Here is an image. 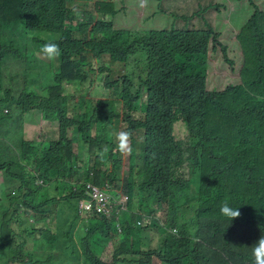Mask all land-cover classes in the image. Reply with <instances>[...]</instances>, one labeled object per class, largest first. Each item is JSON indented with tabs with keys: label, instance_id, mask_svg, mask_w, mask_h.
<instances>
[{
	"label": "trees",
	"instance_id": "1",
	"mask_svg": "<svg viewBox=\"0 0 264 264\" xmlns=\"http://www.w3.org/2000/svg\"><path fill=\"white\" fill-rule=\"evenodd\" d=\"M163 1L168 26L119 30L110 1L100 3L103 21L79 0H0V171L21 194L0 200V264H56L55 252L39 249L46 241L70 253L69 264H254L264 235V3L249 0L254 13L235 30L239 82L207 89L211 51L236 68L213 16L223 5ZM87 14L94 25L79 29ZM49 37L61 48L56 70L36 62ZM36 111L57 128L41 129L40 141L13 132ZM119 129L132 134L128 168ZM87 182L110 184L113 216L88 214L81 239L63 247ZM225 200L241 217L221 214ZM50 213V228H39ZM109 245L112 260L99 259L93 249L103 256Z\"/></svg>",
	"mask_w": 264,
	"mask_h": 264
},
{
	"label": "rangeland",
	"instance_id": "2",
	"mask_svg": "<svg viewBox=\"0 0 264 264\" xmlns=\"http://www.w3.org/2000/svg\"><path fill=\"white\" fill-rule=\"evenodd\" d=\"M84 5V8L91 9L92 11L96 12V16L102 19L103 21L105 19H108V17H105L100 12V3L102 1L108 2L110 1L112 4L115 5V8L117 10H121L116 14V17H114V27L119 28V30H129V29H143V28H163L164 26L169 25V21H173L174 17L172 15H169L168 13L164 14L158 10L157 4L155 5V12L156 14H152V8H153V2H149L148 0H79ZM171 0H164L163 5H167L170 3ZM218 3L222 4L223 7L221 8V11H217L216 14H213V16L216 18L218 31L222 33V41L223 43L229 48V51L232 52L231 57L235 59V65L236 68L232 71L229 64L224 60L223 54L221 50L219 49L218 52L212 53L211 52V60L209 62V88H217V89H223L227 86V84L238 81L239 77V68L242 64V58L241 53L239 49V42L237 39V32L235 34V30H240V28L251 18V16L254 13V8L251 6L249 0H217ZM254 2L259 6L263 7L264 0H254ZM143 4V7L141 6ZM175 5V3H174ZM81 13V12H80ZM153 16L151 19L148 20L150 16ZM111 17V16H109ZM87 21H90L89 15L87 14L84 18L81 19L80 23L78 24V28L82 30H87L86 23ZM96 27V26H95ZM99 29V28H98ZM40 34H46L43 32H39ZM224 45V46H225ZM55 60V59H54ZM54 60H49L47 57H45L41 52L40 49L37 50V64L39 66L43 65H49L54 70H56V66L54 65ZM110 63V60L109 62ZM42 70L44 73L49 74L52 72V69H49L48 66L43 67ZM124 74V69H122L121 66H118L116 68V71L114 72L113 77L118 78L120 77V80L122 82V76ZM74 86L71 85V89L74 90ZM69 89V86H68ZM89 93L88 89H85ZM112 92V91H111ZM111 92L106 93L104 98L112 97L113 94ZM93 94V93H92ZM92 94L89 97H92ZM104 94V93H103ZM3 107V103H0V108ZM24 127L20 128L16 124H13L10 128L13 130V132H16V134H20L24 136L27 139H33L36 141L41 140V129L45 128H52L56 129L57 124L53 122H47L43 119L42 113L40 111H36L34 113L29 114L25 118ZM13 121L4 122V125L11 124ZM44 130V129H43ZM7 147L6 146H0V160L5 161L7 158ZM124 159V168H128V154ZM17 191V186L13 181H11L4 173V171H0V200L3 202L6 201L9 197H13L14 194ZM54 192V186H50V193L51 195ZM50 195V196H51ZM141 206H138L140 209ZM45 222L43 219L38 222L39 228L47 229L50 227L51 222L50 221V215ZM10 215V214H9ZM42 217V216H40ZM31 223L25 222L24 225V231L28 230V228L31 227ZM62 224L65 225V232H67V222H63ZM79 222V226H80ZM23 224H21L22 226ZM43 225V226H42ZM84 227V224H83ZM84 231V229H83ZM65 237L60 238V243H64L63 247H65L66 244H70V238L65 240ZM27 236L23 234V236H19L18 233L15 236L16 242H24L26 241ZM36 247H40V245L36 244ZM62 247V248H63ZM42 252V255H44L46 252H55L53 255L55 257V263L56 264H69L67 261L69 259H74L70 253L68 252H57L56 247L51 244H49L48 241H46V244L44 245V248H39ZM112 251L113 248L111 245L107 247V251L104 252V258L107 259L108 262L112 260ZM31 253V252H30ZM17 264V263H15ZM72 264V263H70Z\"/></svg>",
	"mask_w": 264,
	"mask_h": 264
},
{
	"label": "clouds",
	"instance_id": "3",
	"mask_svg": "<svg viewBox=\"0 0 264 264\" xmlns=\"http://www.w3.org/2000/svg\"><path fill=\"white\" fill-rule=\"evenodd\" d=\"M148 1L149 2H153V8H152L153 10L150 13L156 14L154 9H155V5L157 4V0H148ZM173 1L175 3V2H178L179 0H173ZM141 6L143 7V4ZM90 23H86V28L87 29H91L92 26L94 25V23H91V24ZM153 28H158V27H153ZM40 52L45 57H47L49 60H54V59L58 58L61 55V48H60L59 44L57 42H55V37H49L47 42H45L42 45V47L40 48ZM211 52H210V54H211ZM229 55L231 57V55H232L231 51H229ZM241 58H242V56H241ZM210 60H211V58H210ZM242 63H243V59H242ZM241 66H242V64H241ZM241 66H240V68H241ZM240 68H239V72H240ZM232 71H233V69H232ZM208 77H209V67H208ZM238 82H239V77H238V81L235 82V83H238ZM235 83L231 82L229 84H235ZM229 84H227V85H229ZM206 85H207V89H211V88L208 87L209 78L206 79ZM94 92L92 94V97H94ZM98 95L101 96V97L105 96L103 94V92H99ZM5 111L7 112L8 109H6ZM184 129H187L186 125H184ZM131 135H132L131 132L123 131L122 129H119L117 131V133L115 134V138L118 141V145H117L118 146V150L121 153H123V154H128L129 155V153L131 151V147H130L131 146V143H130ZM126 156L127 155H124V159L126 158ZM85 185H86V190H85L86 197H83L80 200V204H79V217H80V221H81L80 223H82V224H80V226L78 224V226L76 227V230L74 232V236L70 238V242L71 243H72L73 239H75V240H77L78 238L81 239V236H83V234L85 233V230H86L85 229L86 228L85 220L88 218V214H90V213H92L94 211H97L99 213L105 214L108 217H112L113 216L114 203L116 202L114 199H115L116 196H114V194L112 193L110 184H107L106 186L101 187V186H99V185H97L95 183L87 182ZM12 194H14V196L13 197H9L7 200H9L10 198H14V202H17L18 201L17 197L19 196V198H21V194L18 193V191H16L15 193H12ZM96 194L97 195L103 194L106 197L105 204H104V206H103V208L101 210L98 209L100 204H99L98 197L96 196ZM118 196L121 197L122 208L123 209H127V201L129 199V196L127 194H125V193H120ZM6 202H8V201H6ZM56 202H58V200ZM53 204H54V202H53ZM87 205H89L90 207L87 208L86 207ZM220 212H221V214L224 217L230 219L231 221H233L236 218L241 217V212H240L239 208L231 207L229 205V203L227 202V200H225L221 204ZM45 222H48V221H45ZM83 224H84V227H83ZM83 229H84V231H83ZM70 244H66L65 247L70 245ZM93 250H94L96 256L99 259H101L104 256V254H103V256L101 255V251H97L95 249H93ZM252 255L254 257V264H264V235H262L253 244V246H252Z\"/></svg>",
	"mask_w": 264,
	"mask_h": 264
},
{
	"label": "built area",
	"instance_id": "4",
	"mask_svg": "<svg viewBox=\"0 0 264 264\" xmlns=\"http://www.w3.org/2000/svg\"><path fill=\"white\" fill-rule=\"evenodd\" d=\"M96 196L98 197V201H99V204H100L98 209L101 210L103 208L104 204H105L106 197L103 194H99V195L96 194ZM86 207L89 208L90 206L87 205Z\"/></svg>",
	"mask_w": 264,
	"mask_h": 264
}]
</instances>
